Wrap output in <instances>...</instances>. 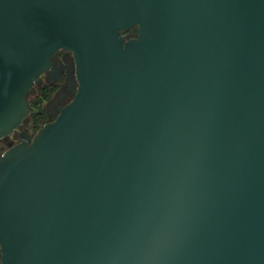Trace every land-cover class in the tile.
I'll list each match as a JSON object with an SVG mask.
<instances>
[{
  "label": "water",
  "instance_id": "obj_1",
  "mask_svg": "<svg viewBox=\"0 0 264 264\" xmlns=\"http://www.w3.org/2000/svg\"><path fill=\"white\" fill-rule=\"evenodd\" d=\"M59 51L71 102L0 155V264H264V0H0V140Z\"/></svg>",
  "mask_w": 264,
  "mask_h": 264
},
{
  "label": "flooded vegetation",
  "instance_id": "obj_2",
  "mask_svg": "<svg viewBox=\"0 0 264 264\" xmlns=\"http://www.w3.org/2000/svg\"><path fill=\"white\" fill-rule=\"evenodd\" d=\"M125 36H130V32L125 33ZM50 61L51 71L41 75L42 81L37 86L40 88L46 86L48 92L51 93L48 102L50 104L47 105V109L50 110V117L53 121L60 110L71 102L77 84L74 75V61L70 53L59 51L52 56ZM28 125L29 123L24 121L11 136L0 140V155L11 145L18 143L20 141L19 136L22 133L32 137V129Z\"/></svg>",
  "mask_w": 264,
  "mask_h": 264
},
{
  "label": "rangeland",
  "instance_id": "obj_3",
  "mask_svg": "<svg viewBox=\"0 0 264 264\" xmlns=\"http://www.w3.org/2000/svg\"><path fill=\"white\" fill-rule=\"evenodd\" d=\"M39 81H42V76H40ZM39 95H40V87L34 86L33 89H32L31 95L27 98V100L29 102V105L33 106V110L29 111L25 121L28 122V123H31V121H30V119L32 118L31 114L39 116L38 126L32 132V137L45 124H48V123L52 122V119L50 117V110L47 109V105L50 104V103H48L50 101V99L49 100H45V101L44 100L41 101L42 99L39 98ZM56 117L54 118V120L56 119ZM28 126L30 127V125H28Z\"/></svg>",
  "mask_w": 264,
  "mask_h": 264
},
{
  "label": "trees",
  "instance_id": "obj_4",
  "mask_svg": "<svg viewBox=\"0 0 264 264\" xmlns=\"http://www.w3.org/2000/svg\"><path fill=\"white\" fill-rule=\"evenodd\" d=\"M39 98L42 99L41 101L49 100L51 98V93L48 92L47 87L40 88V95ZM33 110V106L29 105L28 113L29 111ZM32 118L30 119L31 123H29L30 128L32 129V132L36 129L39 122V116L31 114Z\"/></svg>",
  "mask_w": 264,
  "mask_h": 264
},
{
  "label": "clouds",
  "instance_id": "obj_5",
  "mask_svg": "<svg viewBox=\"0 0 264 264\" xmlns=\"http://www.w3.org/2000/svg\"><path fill=\"white\" fill-rule=\"evenodd\" d=\"M153 252H154V245L150 242L149 247L146 250V256H145L146 262L151 259V255Z\"/></svg>",
  "mask_w": 264,
  "mask_h": 264
}]
</instances>
